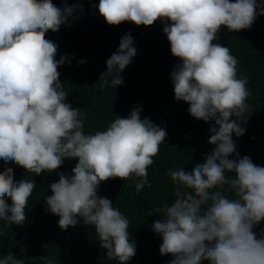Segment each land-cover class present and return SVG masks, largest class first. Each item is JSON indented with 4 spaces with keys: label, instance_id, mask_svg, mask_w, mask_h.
Masks as SVG:
<instances>
[{
    "label": "clouds",
    "instance_id": "1",
    "mask_svg": "<svg viewBox=\"0 0 264 264\" xmlns=\"http://www.w3.org/2000/svg\"><path fill=\"white\" fill-rule=\"evenodd\" d=\"M257 7L256 0H99V14L110 26L171 21L163 32L172 56L181 61L171 73L175 99L188 103L195 119L214 120L219 128L210 129L208 143L216 147L203 163L191 172L169 171L176 198L152 227L162 238L161 255L174 257L170 264H264V236L258 239L253 231L264 221V167L247 156L229 159L236 149L232 135L244 134L241 124L252 114L248 79L237 78L238 61L230 49L213 43L222 26L229 32L249 29L264 15ZM72 12L51 0H0V159L37 176L76 159L72 176L60 174L50 186L48 211L59 217L62 230L78 219L93 226L106 256L127 264L136 251L129 220L97 190L113 178L134 180L137 192L151 187L148 168L167 133L141 120L137 107L106 130L85 134L82 111L65 102L68 92L59 82L57 69L65 59L57 62V45L45 39ZM135 55L127 34L107 60L101 88L122 85L121 73ZM231 173L234 178L226 175ZM225 185L234 198L224 194ZM34 188L28 179L14 182L12 168L0 173V220L22 226ZM0 264L25 262L8 253Z\"/></svg>",
    "mask_w": 264,
    "mask_h": 264
},
{
    "label": "trees",
    "instance_id": "2",
    "mask_svg": "<svg viewBox=\"0 0 264 264\" xmlns=\"http://www.w3.org/2000/svg\"><path fill=\"white\" fill-rule=\"evenodd\" d=\"M51 3L61 10L73 9L66 24L57 32L49 30L45 39L57 45L55 60L65 59L57 69L59 82L68 92L65 102L82 111L85 134L106 130L117 117L127 118L137 107L141 109V120L148 119L167 133L148 168L151 187L145 185L137 192L134 180L113 178L101 182L97 195L109 199L129 220L130 242L135 243L136 251L127 264H170L174 257L161 255L162 238L152 227L156 220L163 219L164 206L171 205L176 198L169 171L181 168L191 172L203 163L216 147L208 143L213 134L210 129L219 130L214 120L195 119L189 114V104L175 99L171 73L181 61L172 56L170 42L163 32L171 21L158 18L151 26H137L130 21L110 26L99 14V0ZM256 3L257 13L264 11V0ZM127 34L133 39L136 55L121 73L123 84L101 88L99 80L107 72V60L117 52ZM217 35L213 43L230 49L238 61L237 78L247 77L251 93L246 103L252 114L241 124L244 134L232 135L236 149L229 159L247 156L264 167V15L258 14L249 29L229 32L222 26ZM77 163L76 159H65L58 169L37 176L0 159V173L12 168L14 182L28 179L35 183L23 225L0 220V258L11 253L25 264H119L106 256L93 226L78 219L75 227L62 230L59 217L48 211L46 197L52 195L50 186L59 181L60 174L71 177ZM226 175L234 178V173ZM222 191L234 198L227 185ZM6 203L11 206V199ZM253 231L258 239L264 236V221ZM201 264L209 261L203 260Z\"/></svg>",
    "mask_w": 264,
    "mask_h": 264
}]
</instances>
